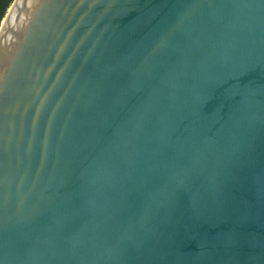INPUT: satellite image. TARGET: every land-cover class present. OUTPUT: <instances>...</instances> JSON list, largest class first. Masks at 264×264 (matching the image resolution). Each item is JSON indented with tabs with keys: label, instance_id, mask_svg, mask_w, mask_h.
<instances>
[{
	"label": "water",
	"instance_id": "obj_1",
	"mask_svg": "<svg viewBox=\"0 0 264 264\" xmlns=\"http://www.w3.org/2000/svg\"><path fill=\"white\" fill-rule=\"evenodd\" d=\"M0 264H264V0H12Z\"/></svg>",
	"mask_w": 264,
	"mask_h": 264
},
{
	"label": "trees",
	"instance_id": "obj_2",
	"mask_svg": "<svg viewBox=\"0 0 264 264\" xmlns=\"http://www.w3.org/2000/svg\"><path fill=\"white\" fill-rule=\"evenodd\" d=\"M11 2L12 0H0V22Z\"/></svg>",
	"mask_w": 264,
	"mask_h": 264
}]
</instances>
